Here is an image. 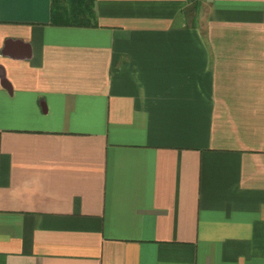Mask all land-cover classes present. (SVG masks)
Returning <instances> with one entry per match:
<instances>
[{
	"label": "crops",
	"instance_id": "obj_1",
	"mask_svg": "<svg viewBox=\"0 0 264 264\" xmlns=\"http://www.w3.org/2000/svg\"><path fill=\"white\" fill-rule=\"evenodd\" d=\"M0 264H264V0H0Z\"/></svg>",
	"mask_w": 264,
	"mask_h": 264
},
{
	"label": "trees",
	"instance_id": "obj_2",
	"mask_svg": "<svg viewBox=\"0 0 264 264\" xmlns=\"http://www.w3.org/2000/svg\"><path fill=\"white\" fill-rule=\"evenodd\" d=\"M191 1H196V0H191ZM60 3H53V9H52V12H53V20H54V22H56V23H60L61 25L62 24H67L68 25V23L70 22L69 20H62L61 21V19L59 18V21H58V19H56L57 17V13L59 12V11H61L62 12V16H63V13H64V11H66V9H65V7H63V6H60L59 5ZM60 12V13H61ZM59 17H60V15H59ZM62 18V17H61ZM78 21V20H77Z\"/></svg>",
	"mask_w": 264,
	"mask_h": 264
}]
</instances>
